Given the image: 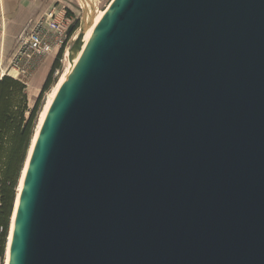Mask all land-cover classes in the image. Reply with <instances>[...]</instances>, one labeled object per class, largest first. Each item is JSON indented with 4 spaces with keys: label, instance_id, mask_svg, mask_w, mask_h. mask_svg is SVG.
<instances>
[{
    "label": "water",
    "instance_id": "water-1",
    "mask_svg": "<svg viewBox=\"0 0 264 264\" xmlns=\"http://www.w3.org/2000/svg\"><path fill=\"white\" fill-rule=\"evenodd\" d=\"M92 18L7 264H264V0H113L80 50Z\"/></svg>",
    "mask_w": 264,
    "mask_h": 264
},
{
    "label": "trees",
    "instance_id": "trees-1",
    "mask_svg": "<svg viewBox=\"0 0 264 264\" xmlns=\"http://www.w3.org/2000/svg\"><path fill=\"white\" fill-rule=\"evenodd\" d=\"M67 15L69 16L68 13ZM63 52L62 48L30 110L27 107L25 84L9 76L0 78V264H3L7 252L18 179L30 144L40 100L52 84V76L59 69Z\"/></svg>",
    "mask_w": 264,
    "mask_h": 264
},
{
    "label": "built area",
    "instance_id": "built-area-1",
    "mask_svg": "<svg viewBox=\"0 0 264 264\" xmlns=\"http://www.w3.org/2000/svg\"><path fill=\"white\" fill-rule=\"evenodd\" d=\"M74 24V19L66 17L64 8H58V5L52 6L42 16L29 21L14 38L13 51L8 58L9 67L11 71L16 72V76H11L10 72L0 71V78L9 76L22 82L17 79L20 75L29 76L34 73L49 55L53 53L58 55L62 48L65 50V45L77 38L79 29H75L70 35L68 33L69 28L74 27ZM0 34V47L2 48L4 32L1 23ZM2 61L0 53V68ZM54 74L56 76L59 74L58 69Z\"/></svg>",
    "mask_w": 264,
    "mask_h": 264
},
{
    "label": "rangeland",
    "instance_id": "rangeland-1",
    "mask_svg": "<svg viewBox=\"0 0 264 264\" xmlns=\"http://www.w3.org/2000/svg\"><path fill=\"white\" fill-rule=\"evenodd\" d=\"M57 1H58V4L62 8H64V11L66 13V17H68V18L71 17L75 21L73 30L69 33V35H70L73 31H75V28L80 29V27L82 25L87 23L90 16L93 15V19H95V21H96L98 19V17L100 16V14L102 13V11L109 5L111 0H85L84 2H83V0H57ZM89 6H90V9H89ZM67 13L69 14V16L67 15ZM68 37H70V36H68ZM72 45H73V41H70L67 45H65V50H64L62 57H61L62 60H61V62H59V69H58L59 74L57 76L55 74H53L52 84L50 85L49 89L41 97L37 116H36V120L34 122L33 129H32V136H31L30 144H29V147L27 150V154H26V158H25V161L23 164L22 171H21L19 179H18V185H17V190H16L17 192L19 191L23 171H24L26 162L28 160V154H29V151L31 149L32 143L35 139V136L38 132V129L40 127L42 117L44 115L45 109H46L47 104H48L49 96L54 92V90L58 86V83L60 81L61 76L64 74L68 64L70 63L69 62V56H68V50L72 47ZM0 46H1V42H0ZM13 47H14L13 43L10 45L9 44L7 45L6 42L3 43L2 48L0 47V53L2 54V58H3V61H2L3 64L0 68V71H2V72L6 71V73L10 72V75L15 77L16 72L11 71V69L9 67V62H8V58H9L11 52L13 51ZM56 56H57V53H53V54L49 55L42 62V64L40 65V67L38 68L37 71L30 74L29 76L20 75L19 78H17V79L22 80V82L26 86L25 92H26V98H27V107L29 110L33 107L37 97L40 95V91H41V88L43 86V83L45 82V79L51 70L53 62L56 59ZM34 88H37V89H36L35 94H32L33 92L31 93L30 91H32ZM11 224H12V219H11V223H10V230H11ZM3 264H6V256H5V260H4Z\"/></svg>",
    "mask_w": 264,
    "mask_h": 264
},
{
    "label": "crops",
    "instance_id": "crops-1",
    "mask_svg": "<svg viewBox=\"0 0 264 264\" xmlns=\"http://www.w3.org/2000/svg\"><path fill=\"white\" fill-rule=\"evenodd\" d=\"M55 5L62 8L57 0H0L3 43L12 44L29 21L42 16Z\"/></svg>",
    "mask_w": 264,
    "mask_h": 264
},
{
    "label": "bare ground",
    "instance_id": "bare-ground-1",
    "mask_svg": "<svg viewBox=\"0 0 264 264\" xmlns=\"http://www.w3.org/2000/svg\"><path fill=\"white\" fill-rule=\"evenodd\" d=\"M112 1H113V0L110 1L109 5L111 4ZM90 3H91V2H90ZM109 5H108V6H109ZM108 6L102 11V13L100 14V16L98 17V19H97L96 21H95V19H93V18L91 19V22H90V24L88 25L87 31H86V33H85L84 39H83V41H82V43H81V45H80V50L83 48V46H84V45L86 44V42L88 41V39H89V37L91 36L92 32L94 31L95 27L97 26V24H98L99 21L101 20L102 16L105 14L106 9L108 8ZM89 9H90V6H89ZM94 21H95V22H94ZM75 59H76V56H73L72 59H71V61H70V63L68 64V66H67V68H66L64 74H63L62 76L60 75L61 78H60V81H59V83H58V86L56 87V89L54 90V92L49 96L48 104H47V107H46V109H45L44 115H43V117H42V120H41V123H40V127H41V125H42V123H43V121H44V119H45V116H46V114H47V112H48V110H49V107H50L52 101L54 100V98H55V96H56V94H57V92H58L60 86L62 85V83L64 82L66 76L68 75V73H69V71H70V69H71V67H72V64L74 63ZM36 87H37V86H36ZM36 89H37V88H34V89H33L32 91H30V92H31V93L33 92L32 94H35ZM40 127H39V129H38V132H37V134H36V136H35V139H34V141H33V143H32L31 149H30L29 154H28V160H27V162H26V165H25V168H24V171H23V175H22V179H21V184H20L19 191H18L17 198H16V203H15L14 212H15L16 207H17V204H18L19 193H20L21 188H22V184H23V180H24L25 172H26V169H27V166H28V161H29V158H30L31 152H32V150H33V147H34L35 141H36V139H37V136H38V133H39ZM13 220H14V214H13V217H12V224H11L10 235H9V238H8V241H7V242H8V247H7V253H6V264H7V262H8L9 244H10V240H11V232H12V228H13Z\"/></svg>",
    "mask_w": 264,
    "mask_h": 264
}]
</instances>
